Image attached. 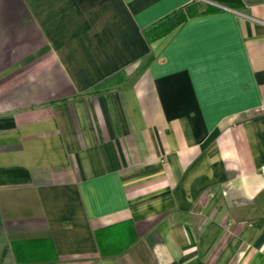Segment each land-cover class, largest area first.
<instances>
[{"label":"crops","instance_id":"0c3cea01","mask_svg":"<svg viewBox=\"0 0 264 264\" xmlns=\"http://www.w3.org/2000/svg\"><path fill=\"white\" fill-rule=\"evenodd\" d=\"M262 165L264 0H0V264H264Z\"/></svg>","mask_w":264,"mask_h":264},{"label":"trees","instance_id":"16d2710c","mask_svg":"<svg viewBox=\"0 0 264 264\" xmlns=\"http://www.w3.org/2000/svg\"><path fill=\"white\" fill-rule=\"evenodd\" d=\"M191 4L184 6L183 8H181L179 10H176L175 12L169 14L163 20L158 22V24L160 23L159 25H161L164 21L172 19L169 27H167L165 30H162L160 32L161 33H168L169 31H171L172 29H174L175 27H177L178 25L183 23L188 18H190V17H192V16H194L196 14L204 13V12H208V11L212 10L211 7H207L205 9H203L202 11H198L197 12L194 8L191 7ZM158 26H157V28H158ZM149 33L151 34V30L148 31V34ZM158 35H159V33H155V35L152 34L151 38H154V37H156Z\"/></svg>","mask_w":264,"mask_h":264},{"label":"rangeland","instance_id":"374dc122","mask_svg":"<svg viewBox=\"0 0 264 264\" xmlns=\"http://www.w3.org/2000/svg\"><path fill=\"white\" fill-rule=\"evenodd\" d=\"M191 7L194 8L197 12L202 11L206 7L198 5L196 2H192ZM172 19L164 21L161 25L158 26L159 31L165 30L167 27H169Z\"/></svg>","mask_w":264,"mask_h":264},{"label":"built area","instance_id":"2783aa9c","mask_svg":"<svg viewBox=\"0 0 264 264\" xmlns=\"http://www.w3.org/2000/svg\"><path fill=\"white\" fill-rule=\"evenodd\" d=\"M260 173L264 176V165L260 167Z\"/></svg>","mask_w":264,"mask_h":264}]
</instances>
